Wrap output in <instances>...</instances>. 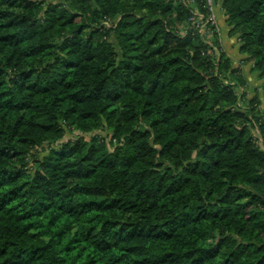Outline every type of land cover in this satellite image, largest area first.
<instances>
[{
	"label": "trees",
	"instance_id": "trees-1",
	"mask_svg": "<svg viewBox=\"0 0 264 264\" xmlns=\"http://www.w3.org/2000/svg\"><path fill=\"white\" fill-rule=\"evenodd\" d=\"M215 3L264 87V0ZM194 8L0 0V264H264V115Z\"/></svg>",
	"mask_w": 264,
	"mask_h": 264
},
{
	"label": "rangeland",
	"instance_id": "rangeland-1",
	"mask_svg": "<svg viewBox=\"0 0 264 264\" xmlns=\"http://www.w3.org/2000/svg\"><path fill=\"white\" fill-rule=\"evenodd\" d=\"M52 1L53 0H47V2L49 3ZM194 10L196 9L194 8ZM213 10L215 17H217V24L215 29L211 31L212 34H209V31H207L206 35L208 36L205 37V39L203 38L202 42L207 47L206 54L208 56L212 55V53L214 52L216 54H219L221 51H223L228 55L230 60L233 62L234 68L241 69L246 80V86L243 87L242 92L240 93V91H237L236 93V95L240 94V97L241 95H245L244 99L241 98L242 100H239L241 108H244V106L246 105L245 100H249V103H255L252 107L256 110V112H260L264 115L263 81H261L259 76L253 72L252 62L247 61L248 56L242 52V38L238 34V32L234 31V27L229 24L228 16L226 15L222 4H215ZM196 12H199V10H196ZM106 24L108 25V23ZM196 29L198 28L196 27ZM63 127L66 128V124L63 123ZM256 132L258 133L259 131ZM102 134H104L105 136L109 134L107 136V142H111L114 137V132L108 131L107 127L105 130H103ZM82 135L83 134H81V136ZM77 138V134L75 135L74 133L70 132H67L65 136V140H73ZM255 141L258 143L259 139H255ZM113 142L115 141L113 140ZM43 154L44 153H41L40 155H38V157H42ZM34 160L35 157L26 158V162L29 164L30 168H33V166H35Z\"/></svg>",
	"mask_w": 264,
	"mask_h": 264
},
{
	"label": "clouds",
	"instance_id": "clouds-1",
	"mask_svg": "<svg viewBox=\"0 0 264 264\" xmlns=\"http://www.w3.org/2000/svg\"><path fill=\"white\" fill-rule=\"evenodd\" d=\"M92 7H99V5L93 3ZM113 67L116 66L115 63L112 65ZM107 69V66H105ZM149 123H145L144 127H149ZM155 135V133H153ZM173 139H176L173 137ZM149 143H152L153 140L149 138L147 140ZM177 143H179L181 146L177 148L175 151L170 153L171 159L169 160V164H172L173 171H176L177 169H182L183 165L193 159L194 153L199 151V148L201 145H199L198 140L195 136L185 137L182 140H177ZM162 143L156 145L157 148L161 147Z\"/></svg>",
	"mask_w": 264,
	"mask_h": 264
},
{
	"label": "built area",
	"instance_id": "built-area-1",
	"mask_svg": "<svg viewBox=\"0 0 264 264\" xmlns=\"http://www.w3.org/2000/svg\"><path fill=\"white\" fill-rule=\"evenodd\" d=\"M184 3L188 4V5H191L195 7L196 10H199V12H196V10H194L195 12V15L194 17H192L190 19L191 22L195 23L196 27L199 29L201 28V32L203 33V35L205 37H207L208 35L207 34V31H209L208 33L209 34H212L211 31L215 29L216 27V21H217V17H215L214 15V5L216 4L214 0H183ZM203 1V2H202ZM202 4L203 7L205 9L208 10L209 14H208V17L207 19L203 20L202 21V17H199L200 16V9H199V5ZM208 5V6H207ZM258 144L264 148V143L262 142V140L260 139ZM263 144V145H262Z\"/></svg>",
	"mask_w": 264,
	"mask_h": 264
}]
</instances>
